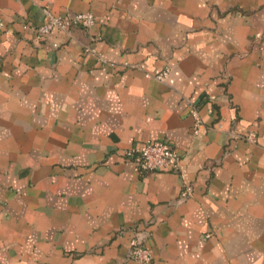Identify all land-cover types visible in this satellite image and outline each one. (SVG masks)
<instances>
[{
	"label": "crops",
	"instance_id": "obj_1",
	"mask_svg": "<svg viewBox=\"0 0 264 264\" xmlns=\"http://www.w3.org/2000/svg\"><path fill=\"white\" fill-rule=\"evenodd\" d=\"M47 12L94 22L23 28ZM0 18V264H145L131 239L148 264H264V0H0ZM150 140L177 171L122 160Z\"/></svg>",
	"mask_w": 264,
	"mask_h": 264
},
{
	"label": "built area",
	"instance_id": "obj_2",
	"mask_svg": "<svg viewBox=\"0 0 264 264\" xmlns=\"http://www.w3.org/2000/svg\"><path fill=\"white\" fill-rule=\"evenodd\" d=\"M48 20L38 26H33L27 22L23 24V28L32 29L37 37H46L53 29L64 32L69 31L70 27L80 26L84 29L90 27L94 22V17L90 12H81L72 15H53L48 13ZM3 22L0 18V30ZM56 46V44H54ZM84 52L93 53L91 46H85ZM102 63V67L111 66V62H107L102 56L97 57ZM168 70L164 69L153 76L158 80H163L167 76ZM189 113L194 119L192 132L198 133L202 127V121L194 107H191ZM247 140L253 141L254 135L249 133ZM122 160L131 164L133 170L139 175L146 172L170 170L177 171L179 166V154L165 140H150L139 145H132L122 150ZM189 188L183 190L182 194H187ZM129 258L138 262L148 264L151 262L152 255L149 248L137 239L129 241Z\"/></svg>",
	"mask_w": 264,
	"mask_h": 264
}]
</instances>
